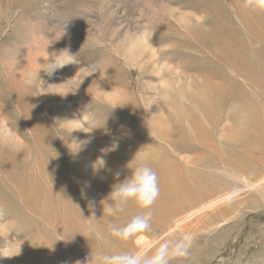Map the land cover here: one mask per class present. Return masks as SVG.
Here are the masks:
<instances>
[{"label":"rangeland","instance_id":"1","mask_svg":"<svg viewBox=\"0 0 264 264\" xmlns=\"http://www.w3.org/2000/svg\"><path fill=\"white\" fill-rule=\"evenodd\" d=\"M237 1L0 0V264L136 251L109 225L149 210L145 247L192 237L169 264H264V23ZM145 154L157 200L107 215Z\"/></svg>","mask_w":264,"mask_h":264},{"label":"clouds","instance_id":"2","mask_svg":"<svg viewBox=\"0 0 264 264\" xmlns=\"http://www.w3.org/2000/svg\"><path fill=\"white\" fill-rule=\"evenodd\" d=\"M258 6L264 7V0H258ZM71 62L73 61L61 66ZM142 159L145 162L131 168V175L113 185L108 196L109 206L107 209L103 208V212L107 215L123 212L124 206L129 201H134L141 209L149 210L157 200L160 194L157 173L147 163L149 159L147 154ZM120 174V172L115 173V177L118 179ZM92 217H95L94 213ZM151 219L152 213L149 210L132 216L122 226L109 225V234L121 241L139 237L140 239H136L137 250L99 255L98 264H169L173 258L187 257L192 243V237L187 234L179 239H162L154 245L145 247L147 241L143 239L142 234L150 231Z\"/></svg>","mask_w":264,"mask_h":264},{"label":"bare ground","instance_id":"3","mask_svg":"<svg viewBox=\"0 0 264 264\" xmlns=\"http://www.w3.org/2000/svg\"><path fill=\"white\" fill-rule=\"evenodd\" d=\"M252 1L251 0H238L237 1V8H236V12L237 15L239 16V19L242 20L248 27L250 32H256V33H261L262 29H261V24L262 21L264 23V17L261 15V13L259 14V12L256 13H252L248 8H252L254 9L252 6ZM183 11V10H181ZM195 11V10H194ZM175 12V11H174ZM200 14L203 13V10L198 9V11ZM216 12H218L221 16L222 19H228L229 17L225 14H223L221 12V9H216ZM199 13L196 14V16L193 17H189L191 15H186L185 17H187L188 19H192V20H196L199 18ZM174 14V13H173ZM218 14V15H219ZM219 16V17H220ZM190 19V20H191ZM187 20V19H186ZM257 36V35H256ZM141 43V42H140ZM133 62V61H132ZM40 63V62H39ZM133 64V63H132ZM37 67V66H36ZM38 68V67H37ZM36 69V68H35ZM34 69V70H35ZM73 126V125H72ZM94 134V133H93ZM207 206H211V204H208L206 206H204L203 208H207ZM1 229V228H0ZM144 239V238H143Z\"/></svg>","mask_w":264,"mask_h":264}]
</instances>
